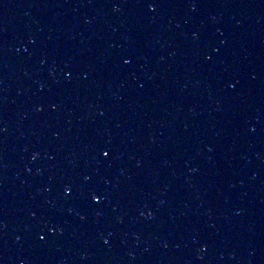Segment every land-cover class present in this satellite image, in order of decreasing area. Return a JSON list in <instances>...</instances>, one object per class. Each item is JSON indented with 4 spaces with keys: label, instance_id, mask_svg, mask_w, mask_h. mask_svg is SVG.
<instances>
[{
    "label": "water",
    "instance_id": "obj_1",
    "mask_svg": "<svg viewBox=\"0 0 264 264\" xmlns=\"http://www.w3.org/2000/svg\"><path fill=\"white\" fill-rule=\"evenodd\" d=\"M152 2L0 0V264H264V0Z\"/></svg>",
    "mask_w": 264,
    "mask_h": 264
},
{
    "label": "snow or ice",
    "instance_id": "obj_2",
    "mask_svg": "<svg viewBox=\"0 0 264 264\" xmlns=\"http://www.w3.org/2000/svg\"><path fill=\"white\" fill-rule=\"evenodd\" d=\"M155 6H156L155 0H153V2L151 4H149V7L153 8V10H155ZM128 62L129 61H126V63H128ZM109 155H110V153L108 151L103 152V156L108 157ZM93 199H94L95 203H97V204L101 203V197L99 194H95ZM41 239H44V237H41Z\"/></svg>",
    "mask_w": 264,
    "mask_h": 264
}]
</instances>
